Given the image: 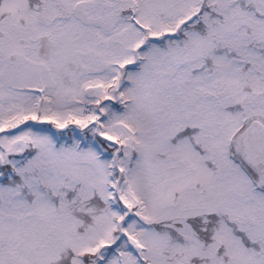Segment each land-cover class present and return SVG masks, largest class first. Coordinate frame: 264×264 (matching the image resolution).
<instances>
[{"label":"snow or ice","instance_id":"1","mask_svg":"<svg viewBox=\"0 0 264 264\" xmlns=\"http://www.w3.org/2000/svg\"><path fill=\"white\" fill-rule=\"evenodd\" d=\"M0 264H264V0H0Z\"/></svg>","mask_w":264,"mask_h":264}]
</instances>
